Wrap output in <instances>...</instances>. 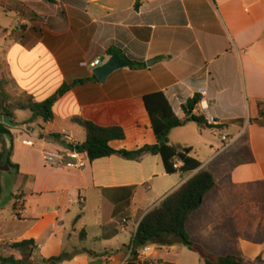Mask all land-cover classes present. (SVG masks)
I'll return each mask as SVG.
<instances>
[{"label": "crops", "instance_id": "1", "mask_svg": "<svg viewBox=\"0 0 264 264\" xmlns=\"http://www.w3.org/2000/svg\"><path fill=\"white\" fill-rule=\"evenodd\" d=\"M0 9V73L13 95L41 103L72 86L55 105L53 120L17 111L19 126L7 125L24 190L12 200L10 218L0 221V255L30 256L13 245L33 240V264L63 253L71 258L59 264H204L176 239L132 256L143 218L198 171L168 174L161 156L150 154L88 158L84 168L62 159L65 143L86 140L75 119L122 128L125 140L111 144L118 151L155 145L144 97L163 92L181 119L189 117L182 106L200 95L194 113L205 117L204 107L216 120L215 129L190 122L170 135L172 145L191 148L216 180L188 232L215 256L264 264V117L258 105L264 102V0H0ZM112 50L145 66L74 85L92 78L97 67L90 65L106 63ZM241 90L248 113L241 110ZM224 136L232 140L229 147ZM195 144L203 146L205 163ZM181 246L186 253L176 260L172 253Z\"/></svg>", "mask_w": 264, "mask_h": 264}, {"label": "trees", "instance_id": "2", "mask_svg": "<svg viewBox=\"0 0 264 264\" xmlns=\"http://www.w3.org/2000/svg\"><path fill=\"white\" fill-rule=\"evenodd\" d=\"M111 55H118V52L111 51ZM143 64L135 63L134 68L144 67ZM90 81H98L94 75L87 80H79L74 85L84 84ZM72 86H64L54 96L44 102H36L32 96H14L11 90V83L5 73H0V119L9 118L15 122L17 111H31L33 118H44L51 121L54 118L53 109L59 99L70 90ZM201 101V96L196 95L182 106L188 118L181 119L174 112L167 96L163 92H156L144 97L146 109L150 115L152 127L157 137L155 145H146L133 152L115 150L111 144L115 141H123L126 136L124 130L119 127L104 128L91 121L75 119L74 122L86 131V140L76 145L65 143L68 149L87 154L90 161L111 157L114 155H125L131 159H140L146 154L159 155L162 158L165 170L168 174L181 172L192 174L198 171L193 177L185 182L179 189L164 199L157 207L148 213L141 221L134 241L132 256L136 252L152 245L168 246L176 239L178 243L187 247L190 251L198 253L204 260V264H249L240 256H215L205 249L200 243L192 238L188 232V226L195 215L202 209L207 195L215 188L216 180L214 175L207 170H202V163L192 156V149L181 145H172L170 135L173 130L186 126L193 122L200 127L215 129L208 125L202 115L194 113ZM261 110V117H264V102H258ZM258 122V121H257ZM6 137L12 141V147L8 148ZM59 138L58 135H53ZM13 135L8 126L0 120V202L3 197L2 167L4 158H8V167L19 173V166L12 162L14 151ZM176 161L183 165L176 167ZM14 249L28 250L30 257L35 251L36 244L33 240L23 241L13 245ZM71 256L63 253L58 257L44 260L42 264H59L70 259ZM0 264H33L31 260L18 258L16 256L4 257L0 255Z\"/></svg>", "mask_w": 264, "mask_h": 264}, {"label": "rangeland", "instance_id": "3", "mask_svg": "<svg viewBox=\"0 0 264 264\" xmlns=\"http://www.w3.org/2000/svg\"><path fill=\"white\" fill-rule=\"evenodd\" d=\"M0 13L2 15L4 14L2 9H0ZM244 93H245L244 90L240 91V94L242 95L241 110L244 113H248L249 112V103H248L247 99L245 98ZM193 146H194L195 153H197L199 155V158L202 160V162L205 163L207 159H206L205 154H204L203 146L200 144H195ZM231 151H232V149L229 150V152H231ZM230 155L231 154H229L228 157H230ZM2 185H3V197H2V200L0 202V221H3L7 218H10L9 214L11 212L12 200L14 199V197L16 195H18L19 191L24 190V181L19 178L18 173L16 171L11 170V171H7V172L3 173ZM4 251L5 250L0 247V254H2V255L5 254ZM180 253H181L180 256H182L186 253L183 246H181V248H180V250H178V252L172 253V256H174V258H176V260H177V259H179V256L178 257H176V256H177V254H180ZM22 258H24L26 260H30L27 253L24 256H22Z\"/></svg>", "mask_w": 264, "mask_h": 264}, {"label": "water", "instance_id": "4", "mask_svg": "<svg viewBox=\"0 0 264 264\" xmlns=\"http://www.w3.org/2000/svg\"><path fill=\"white\" fill-rule=\"evenodd\" d=\"M133 65L134 64L131 61H129L127 58L121 55H115V56H111L106 63L97 67V69L94 71V74L100 82H105L108 79V77L112 75L114 72L120 69L133 67ZM148 65H150V62L148 63ZM188 116L190 117L191 115ZM0 120L12 128H16L19 126L18 123L11 121L9 118H1ZM6 143L8 148L12 147V141L10 140V138L6 137ZM0 151H1V143H0ZM3 163L4 166L2 167V171L4 172L9 171L10 169L7 164L8 163L7 157L4 158Z\"/></svg>", "mask_w": 264, "mask_h": 264}, {"label": "built area", "instance_id": "5", "mask_svg": "<svg viewBox=\"0 0 264 264\" xmlns=\"http://www.w3.org/2000/svg\"><path fill=\"white\" fill-rule=\"evenodd\" d=\"M100 65V61H96L95 63L91 64V68L95 69L96 67H98ZM205 92V91H204ZM203 114L205 115V119L206 122L208 123V125H215L216 124V120L214 119V117L207 111L206 108L203 107L202 109ZM63 135L67 136L68 133L66 131L63 132ZM222 140L226 143V147H229L232 143V140L229 139L227 136L222 137ZM28 145L32 146L33 143L32 142H28ZM74 145H76V143H72ZM62 159H68L71 162L68 163L67 165L70 167H74V168H84L87 164L88 161V156L85 153H81L78 151H74L71 149H67V151L65 152V154L62 156ZM16 203L19 207V214L22 212V206H23V201L18 198L16 200ZM149 248H145L142 249V253L146 254L147 252H149Z\"/></svg>", "mask_w": 264, "mask_h": 264}]
</instances>
